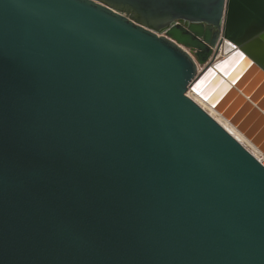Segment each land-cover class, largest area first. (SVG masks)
Wrapping results in <instances>:
<instances>
[{"label":"water","instance_id":"obj_1","mask_svg":"<svg viewBox=\"0 0 264 264\" xmlns=\"http://www.w3.org/2000/svg\"><path fill=\"white\" fill-rule=\"evenodd\" d=\"M239 59L264 0H0V264H264V166L188 95L263 140Z\"/></svg>","mask_w":264,"mask_h":264},{"label":"rangeland","instance_id":"obj_2","mask_svg":"<svg viewBox=\"0 0 264 264\" xmlns=\"http://www.w3.org/2000/svg\"><path fill=\"white\" fill-rule=\"evenodd\" d=\"M223 57H225V54L223 53V51H221V53H220V60H222V58ZM224 59V58H223ZM244 74V73H243ZM245 77L246 78H248L246 81H244V82H242V81H240V79L242 78V75H241V77L238 79V80H235L234 82H235V85H237V87L239 88V92L241 93H245V94H247L249 97H251L250 99H251V101L249 102L250 104H254L255 106H257L259 109H260V111L264 114V107L262 106V105H260V103H261V101L264 99V93H262V94H260V95H258L257 97H256V91H255V88H258L259 87V84H260V82L258 83L255 79H252L253 78V76H248V74H246L245 75ZM239 81V82H238ZM230 82H232L231 80H230ZM253 85L255 88L254 89H252V90H249V86L248 85ZM221 86H222V83L220 84ZM224 88V90H226V89H228L227 87H223ZM223 88H221L222 90H223ZM226 92H227V90H226ZM196 94H198V93H196ZM227 93H225V95H226ZM190 96H192V95H190ZM199 98H200V100L201 101H203L204 99H203V97H201L200 95H199ZM256 98V99H255ZM236 101V99L234 100V98H232V97H229L228 98V105H227V107L225 108L224 107V109H223V111H217L220 115H222L226 120H227V122H230L231 124H232V126L237 130H239L247 139H248V141H250V143L255 147V148H259V149H261V151L259 150V149H257V150H259L260 152H258L257 150V152L255 151V149L250 145V144H248V143H245L244 142V146H246V148L252 153V154H254V156L256 157V158H258V160L260 161V160H262L261 162L264 164V150H262V148L264 149V118H261V117H259L260 115H254V118H257L256 120H255V122L254 123H259V128L256 130L257 131V133L258 134H262L263 133V140H260V142L258 141V143L257 142H255L254 140H252L251 139V137H249L248 135H246V133H245V131L243 130V129H241L240 127H239V125H236V124H234V123H232V120L230 121L227 117H225L224 115H223V113H225L228 109H229V107L230 106H232L233 105V103ZM197 102V101H196ZM204 110L206 109V111L210 114V116L211 117H213L215 120L217 119V117H216V115L213 113V112H211L212 111V109L213 108H215V107H212V105L209 107V106H204V105H202L200 102H197ZM207 104H210V103H207ZM236 103L233 105V107H236V111L234 112L235 113V115L234 116H237V117H240V121H243V120H245L246 121V119H250V117H251V115H253L254 114V112H253V110H251V108H248L247 106H245V104L243 103V102H241L239 105H236ZM262 108V109H261ZM210 109V110H209ZM253 112V113H252ZM262 114V115H263ZM214 115V116H213ZM261 115V116H262ZM263 117H264V115H263ZM217 121V120H216ZM253 121H254V119H252V120H249V123L250 124H252L253 123ZM246 122H248V121H246ZM245 122V123H246ZM241 123H244V122H241ZM249 124V125H250ZM237 130V131H238ZM238 131V132H239ZM239 132V133H240ZM240 133V134H241ZM253 138V137H252ZM254 139V138H253ZM257 143V147L254 145V144H256ZM260 153V154H259ZM261 153H262V155H261ZM257 155V156H256Z\"/></svg>","mask_w":264,"mask_h":264},{"label":"bare ground","instance_id":"obj_3","mask_svg":"<svg viewBox=\"0 0 264 264\" xmlns=\"http://www.w3.org/2000/svg\"><path fill=\"white\" fill-rule=\"evenodd\" d=\"M231 50V47H229V45L228 44H226V45H224L223 46V48H222V51H223V53L225 54V57H223L224 59L226 58V54L229 52ZM222 58V59H223ZM220 60V59H219ZM238 65H236V67L234 68V69H232V70H230V71H227V69L225 68L224 70H223V73L225 74V75H227V77L228 78H226V80L231 84L232 82H234L235 80H238L240 77H241V75H242V78L240 79V81H242V82H244V81H246L248 78H246L245 77V75L246 74H248V76H253V78L252 79H255L258 83L260 82V84H259V87L258 88H255L253 85H248L249 86V90H252V89H254L255 88V95H256V97L258 96V95H260V94H262V93H264V79H258L257 77H258V75L259 74H257V73H255V72H251V71H247L246 69H244L245 68V63H244V61L242 60V59H239V61H238V63H237ZM243 73H245V75L243 74ZM230 80L232 81V82H230ZM235 83V82H234ZM235 88V87H234ZM188 95L190 96V95H192V96H190L192 99H194V101H197V102H200L202 105H204V106H209L207 103H209L208 101H206L205 100V98H203L204 100L203 101H201L200 100V98H199V94H192L191 92H189L188 93ZM201 96V95H200ZM202 97V96H201ZM256 99V98H255ZM250 102V101H249ZM254 107H257V106H255L254 104H252ZM260 105H262L263 107H264V99L261 101V103H260ZM210 107V106H209ZM258 108V107H257ZM207 109V108H206ZM205 109V110H206ZM259 109V108H258ZM210 110V109H209ZM260 110V109H259ZM211 112H213L215 115H216V117H217V122L222 126V127H224V129L228 132V133H230L239 143H241L242 145H244V142L245 143H248V144H250L254 149H255V151L257 150V148H255L251 143H250V141H248V139L241 133H239L233 126H232V124L230 123V122H227V120L222 116V115H220L217 111H215V109H212V111ZM263 114V113H262ZM264 115V114H263ZM214 116V115H213ZM246 147V146H245ZM258 152H260L259 150H257ZM256 151V152H257ZM260 154V153H259ZM254 155V154H253ZM261 155H262V153H261ZM257 156V155H256ZM258 159V158H257ZM260 161H262V160H260Z\"/></svg>","mask_w":264,"mask_h":264},{"label":"built area","instance_id":"obj_4","mask_svg":"<svg viewBox=\"0 0 264 264\" xmlns=\"http://www.w3.org/2000/svg\"><path fill=\"white\" fill-rule=\"evenodd\" d=\"M199 105V104H198ZM206 111V110H205ZM207 112V111H206ZM208 113V112H207ZM209 114V113H208ZM210 115V114H209ZM213 118V117H212ZM241 144V143H240ZM242 145V144H241ZM246 150H248L244 145H242ZM249 151V150H248ZM250 152V151H249ZM251 153V152H250ZM252 154V153H251ZM253 155V154H252ZM254 156V155H253ZM255 157V156H254ZM256 158V157H255ZM257 159V158H256ZM261 162V161H260ZM261 164L264 166V164L261 162Z\"/></svg>","mask_w":264,"mask_h":264},{"label":"flooded vegetation","instance_id":"obj_5","mask_svg":"<svg viewBox=\"0 0 264 264\" xmlns=\"http://www.w3.org/2000/svg\"><path fill=\"white\" fill-rule=\"evenodd\" d=\"M181 25H186V22H179Z\"/></svg>","mask_w":264,"mask_h":264}]
</instances>
